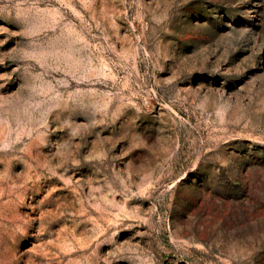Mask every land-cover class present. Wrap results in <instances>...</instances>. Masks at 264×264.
I'll list each match as a JSON object with an SVG mask.
<instances>
[{"label": "rangeland", "instance_id": "1", "mask_svg": "<svg viewBox=\"0 0 264 264\" xmlns=\"http://www.w3.org/2000/svg\"><path fill=\"white\" fill-rule=\"evenodd\" d=\"M0 264H264V0H0Z\"/></svg>", "mask_w": 264, "mask_h": 264}]
</instances>
